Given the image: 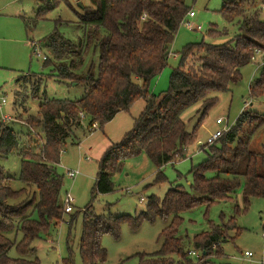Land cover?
Returning a JSON list of instances; mask_svg holds the SVG:
<instances>
[{"label": "trees", "instance_id": "1", "mask_svg": "<svg viewBox=\"0 0 264 264\" xmlns=\"http://www.w3.org/2000/svg\"><path fill=\"white\" fill-rule=\"evenodd\" d=\"M90 1L93 8L78 15L84 41L77 54L81 56L90 46L98 50L96 75L91 69L82 77L76 73L83 57L68 65L62 64L60 61L68 58L65 56L70 53L71 45L53 36L46 39L47 47L57 60L48 64L55 71L52 76L59 83H90L84 97L57 99L44 94L37 115L27 120V124L38 128L43 135V141H36L33 148L25 147L21 135L2 122L0 116V156H20L19 178L39 194L37 203L34 199L9 203L22 197L27 189L14 191L10 186L11 178L0 165V264H41L38 259L26 257L34 251L33 242L52 224L63 220V176L56 168L67 141H76L78 132L89 131L94 123L103 127L117 114L129 111L137 101H145L143 112L135 119L123 142L111 147L99 162L95 192L110 193L114 191L112 174L121 170L130 157L145 153L158 168L172 163L177 155L186 158L185 152L194 139V132H187L183 113L202 103L200 124L215 105L216 94L228 92L232 85L239 83L242 69L251 63L256 51H264V21L260 19L256 0L227 2L218 14L227 23H235L238 34L222 44L203 41L185 46L180 52L179 66L172 70L168 89L155 95L151 92L152 82L167 68L170 47L190 11L185 0ZM228 34L227 28L208 32L211 37ZM250 92L256 98L264 95V73L250 87ZM37 93L39 88L34 96ZM20 101L22 97L18 92L15 104L23 107L24 102ZM254 122L258 124L250 134L264 124V116L242 112L216 146L212 149L213 145L209 146L208 158L192 168V187L200 199H194L185 190L170 189L163 198L151 196L146 211L134 216L102 217L95 215L92 206L86 208L80 241L83 264L106 261L108 252L102 246L103 236L119 240L124 225L138 231L146 222L169 218L170 224L161 233L162 248L152 256L155 258L149 264H173L171 256H177L180 264H194L189 258L190 250L185 251L178 235L183 213L198 206L228 201L241 187L245 209L250 198H264V153L252 152L248 140L240 137L245 125ZM27 137H31L29 131ZM208 173L214 175L208 177ZM164 179L159 172L156 182ZM32 208L38 213V220L30 216ZM16 226L22 233L16 245L20 258H11L8 252L15 244L6 234ZM235 230L238 228L232 218L220 225L211 224L209 231L194 236L192 247L204 256L199 264H208L212 256L223 255L222 246L230 240L229 232ZM63 264H74L71 254Z\"/></svg>", "mask_w": 264, "mask_h": 264}, {"label": "rangeland", "instance_id": "2", "mask_svg": "<svg viewBox=\"0 0 264 264\" xmlns=\"http://www.w3.org/2000/svg\"><path fill=\"white\" fill-rule=\"evenodd\" d=\"M239 0H185L194 18L188 15L180 25L177 35L170 47V58L167 68L151 85V92L162 94L169 87L172 70L180 64V52L188 44L201 43L222 44L238 34L235 23H227L218 11L227 2ZM256 8L260 19L264 21V0H256ZM93 8L90 0H0V104L4 98V107L0 115L8 114L16 121L7 125L21 135L25 147H34L36 141L42 142V133L36 127H28L27 120L36 116L38 107L46 94L57 99H81L86 94L90 83L69 84L59 83L52 76L55 71L49 63H55V55L47 47L46 39L53 36L57 41L71 45L68 58L61 60L64 65L78 61L83 57L82 65L76 70L79 76H85L89 70L97 74L99 52L90 46L81 56L78 50L84 41V29L79 23L78 15L85 14ZM187 23L200 30H191ZM227 28V36L211 37L212 29ZM36 44V47L33 46ZM259 51V50H258ZM74 52V53H73ZM255 55L251 63L242 69V80L232 85L228 92L216 94V103L209 110L207 117L199 124L202 117V103L186 110L182 119L187 132H194V139L185 152L186 158L176 156L172 163L158 168L153 161L142 153L126 159L121 170L112 174L114 191L96 193V177L98 165L104 154L113 146L121 144L125 136L132 130L134 121L145 108V101L139 100L127 112H121L103 127H97L92 133L85 129L78 132L76 141H67L57 173L63 176L61 198L65 207V199L69 194L73 199V212L64 214L63 220L52 224L47 232L36 239L34 249L26 258L38 259L41 264H63L70 254L74 264H83L80 241L86 208L92 206L93 212L102 217L134 216L146 211L151 196L163 198L170 189L187 191L194 199H200L193 189L194 182L191 170L194 166L208 158L210 149L203 148L207 139L223 126H217L216 120L223 118L231 127L242 112H251L259 117L264 116V95L258 98L251 96L250 87L260 80L264 73V51ZM41 79L42 81H40ZM137 83H141L137 81ZM39 88V93L34 92ZM20 93L23 107L15 104L16 95ZM252 104V106H250ZM15 109V110H14ZM199 124V125H198ZM258 122L245 125L241 138L249 142L252 152L264 153V124L250 134ZM29 131L30 138L26 135ZM90 159V160H88ZM22 158L17 154L0 156V165L11 178L10 186L16 192H24L15 204L24 199L37 203L39 194L35 188L27 187L20 180ZM66 169L79 170L80 175L72 180L67 177ZM165 179L156 182L158 173ZM213 173H208L212 177ZM242 187L232 194L228 201H221L210 206L202 205L182 214L183 222L179 229V238L185 251L190 250L189 258L194 264L203 261L201 251L192 247L194 236L207 232L211 224L220 225L234 219L238 230L230 231V240L223 244L221 256H212L208 264H264V198H250V204L245 209L242 204ZM239 207V210L236 209ZM30 216L38 220L39 215L32 208ZM168 220L158 219L153 223H144L138 231H132L128 225L121 229L119 240L111 236H103L102 246L107 250L105 262L98 264H149L152 257L161 250L162 231L170 224ZM72 223V224H71ZM6 236L15 244L8 252L11 258H20L16 245L22 239V233L16 226L7 232ZM246 252L254 257L248 260ZM191 253H195L193 256ZM173 264H180L177 256Z\"/></svg>", "mask_w": 264, "mask_h": 264}, {"label": "built area", "instance_id": "3", "mask_svg": "<svg viewBox=\"0 0 264 264\" xmlns=\"http://www.w3.org/2000/svg\"><path fill=\"white\" fill-rule=\"evenodd\" d=\"M262 8L264 9V4H262ZM188 16L190 18H194L195 17V13L192 12V11H189ZM187 26L191 30H200L201 29L200 26L199 27H195L193 25H190L189 23H187ZM33 46L36 47V44L33 43ZM259 52L260 51H258V50L256 51L257 54H260ZM5 103H6V100L3 98L1 100L0 109H2L3 105H5ZM262 103L264 104V100L262 101ZM0 116H1L2 122H4V123L16 121L15 118L12 119V117H10L7 114H4V115L1 114ZM216 123H217V125L223 126V128L221 130H218L217 132H215L213 135H211L207 139L206 144L203 145V148H205V149L207 147H209V146L214 145L221 137H223L232 128V126L230 127L228 125V123H225V120L223 118H221V117L216 120ZM26 125L28 127H30L29 124H26ZM97 127H98V124L97 123H94L92 125V127L89 129V132L92 133L94 131V129H96ZM88 160H90V159H88ZM66 175H67L68 178L74 180V179H76L80 175V171L79 170L66 169ZM73 203H74V199L69 194H67L66 199H65V207H64V211H65L66 214H71L73 212V210H74ZM191 254L193 256H196L195 253H191ZM245 256L251 257L252 256V253L251 252H246L245 253Z\"/></svg>", "mask_w": 264, "mask_h": 264}, {"label": "crops", "instance_id": "4", "mask_svg": "<svg viewBox=\"0 0 264 264\" xmlns=\"http://www.w3.org/2000/svg\"><path fill=\"white\" fill-rule=\"evenodd\" d=\"M156 80V79H155ZM155 80L153 81V82H155ZM152 82V83H153ZM250 106H252V104H250ZM4 107V106H3ZM8 115V114H7ZM216 125H217V123H216ZM217 126H220V125H217ZM248 260H250L251 258H253L254 257V255L252 254V256L251 257H247V256H245ZM263 259H264V256H263ZM260 263V262H259ZM258 263V264H259Z\"/></svg>", "mask_w": 264, "mask_h": 264}]
</instances>
